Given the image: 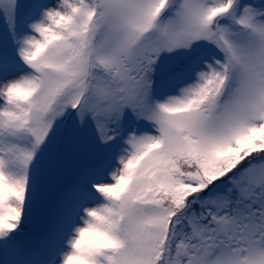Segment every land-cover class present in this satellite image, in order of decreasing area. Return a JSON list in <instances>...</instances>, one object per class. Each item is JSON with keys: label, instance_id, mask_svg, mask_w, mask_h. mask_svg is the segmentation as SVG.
<instances>
[{"label": "snow or ice", "instance_id": "snow-or-ice-1", "mask_svg": "<svg viewBox=\"0 0 264 264\" xmlns=\"http://www.w3.org/2000/svg\"><path fill=\"white\" fill-rule=\"evenodd\" d=\"M44 205L51 264H264V0H0V257Z\"/></svg>", "mask_w": 264, "mask_h": 264}, {"label": "rangeland", "instance_id": "rangeland-1", "mask_svg": "<svg viewBox=\"0 0 264 264\" xmlns=\"http://www.w3.org/2000/svg\"><path fill=\"white\" fill-rule=\"evenodd\" d=\"M32 219L33 216L25 221L22 226L24 232L21 231L18 235L19 238L16 239L22 246L17 248L10 245L14 253L13 259L11 260L12 264H51L52 257H54L59 250L61 241L58 238H53L48 241L34 240L37 234L29 232Z\"/></svg>", "mask_w": 264, "mask_h": 264}, {"label": "trees", "instance_id": "trees-1", "mask_svg": "<svg viewBox=\"0 0 264 264\" xmlns=\"http://www.w3.org/2000/svg\"><path fill=\"white\" fill-rule=\"evenodd\" d=\"M64 178H66V177H64ZM61 179L62 178L57 176L55 173L51 174L50 183H51V186L53 189L59 187ZM47 216H48V210H47L46 205L38 208L36 210V212H34V214H33L32 224L30 223V226H29V232H34L36 234L42 233V230L45 228L46 223H47ZM32 225H33V227H32ZM22 232H24V231L22 230ZM17 238H19V237L17 236L16 239ZM13 256H14V253L12 252V247L8 244H5L3 246L2 257H0V264H12L11 260L13 259Z\"/></svg>", "mask_w": 264, "mask_h": 264}]
</instances>
